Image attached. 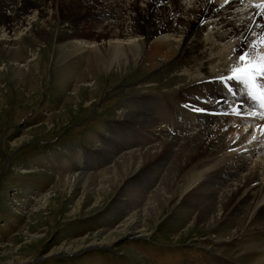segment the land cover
Returning <instances> with one entry per match:
<instances>
[{"label": "bare ground", "instance_id": "bare-ground-1", "mask_svg": "<svg viewBox=\"0 0 264 264\" xmlns=\"http://www.w3.org/2000/svg\"><path fill=\"white\" fill-rule=\"evenodd\" d=\"M21 1L23 11L31 8L25 32L18 33L13 26L20 13L7 15L1 9L0 15L8 23L0 28V56L5 60L0 74L7 71L23 80L32 78L34 74L29 69L41 62V54L32 47L48 41L50 22L58 16L51 19L48 14L53 4H58L57 0H0V4L3 8ZM180 1H65L69 13L77 15L80 21L71 26L68 21V30L59 32L54 56L73 63L72 72L63 74V79H71L76 97L83 89L79 83L84 86L101 70L120 71L125 63L132 62L144 42L147 45L139 65L151 69L167 67L181 55H201L203 51H199L204 46L210 51H206L208 61L199 71L203 77L182 84L173 94V103L165 105L142 95L138 100L132 98L136 109L127 114L121 112L120 117L129 120L123 126L115 124L120 127L113 138L115 145L125 151L117 152L108 167L94 174L61 172L54 187L62 192L80 188L98 203L124 180L131 185L144 181L142 188L133 186L130 190L127 185L124 191L120 188L117 192V198L125 200V208L130 211L124 212L129 214L123 221L125 234L145 237L144 222L154 223L176 195L190 217L186 226L199 229L197 245L208 239L212 244L203 247L222 253L239 235L264 231V118L260 115L264 110L249 97L242 83L218 79L229 74L220 73L219 69L229 71L239 63L240 54L259 57L258 46H264L260 43L264 39V7L260 6L261 0H187V6ZM90 14L92 17L88 18ZM62 18L67 22L66 15ZM204 30L208 33L202 36ZM26 46L32 52L21 58ZM215 61L222 64L218 63L217 73H211L216 68L208 71L206 65ZM259 79L264 84V78ZM196 108L204 111H194ZM253 112L256 115H251ZM124 131L129 137H122ZM18 141L10 144L16 145ZM68 163L64 161L63 165ZM186 175L189 178L184 184ZM133 198L143 201L146 207L139 208L141 202L128 201ZM231 222L233 225L224 234L212 232ZM106 231L98 232L105 234V241L117 236L114 231ZM207 231H211L207 238L200 237L202 233L206 236ZM238 251L258 255L256 264H264V239L242 243Z\"/></svg>", "mask_w": 264, "mask_h": 264}, {"label": "rangeland", "instance_id": "rangeland-1", "mask_svg": "<svg viewBox=\"0 0 264 264\" xmlns=\"http://www.w3.org/2000/svg\"><path fill=\"white\" fill-rule=\"evenodd\" d=\"M65 1L70 0L51 3L53 9L48 16L59 17L50 22L48 41L32 47L42 56L37 66L32 62L36 66L29 69L33 77L20 80L7 71L0 74V264H256L258 255L238 249L242 243L264 239V231L239 235L222 253H214L203 247L212 244L208 239L198 245L195 242L199 229L186 226L190 217L176 195L154 223L144 222L145 237L125 234L123 221L129 214L124 212L129 209L125 208V200L117 198V192L127 185L130 190L133 186L142 188L144 181L131 185L124 180L116 189L109 185L111 192L98 203L77 187L66 192L55 189L58 174H94L108 167L117 152L125 151L115 145L113 138L120 127L115 124L123 126L129 120L120 117L121 112L136 109L132 98L138 100L142 95L165 105L173 103V94L182 84L203 77L199 71L208 61L209 48L204 46L207 49L203 47L201 55H181L169 67L151 69L139 65L147 45L144 42L132 62L125 63L120 71L101 70L84 86L79 83L83 89L76 97L71 79H63V74L72 72L73 63L54 56L59 32L68 30V21L70 26L80 21L69 13ZM180 3L188 5L185 0ZM3 8L1 3L0 13ZM19 12L13 24L18 33L27 30L25 20L29 18L23 6ZM64 15L67 22L62 21ZM5 19L0 15V28L8 23ZM206 31H201L202 36ZM23 52L27 56L21 53V58L28 57L32 49L26 46ZM218 63L222 64L215 61L206 65L207 70L216 68L211 73H217ZM4 64L1 54L0 67ZM219 72L229 71L221 68ZM122 135L129 137L126 131ZM13 140L19 141L11 145ZM64 161L69 163L63 165ZM184 177L186 184L189 176ZM133 200L143 203L134 198L128 201ZM141 205L139 208L146 207ZM231 224L212 232L224 234ZM102 230L109 234L114 231L117 236L105 241V234H98ZM210 232L200 237L207 238Z\"/></svg>", "mask_w": 264, "mask_h": 264}, {"label": "snow or ice", "instance_id": "snow-or-ice-1", "mask_svg": "<svg viewBox=\"0 0 264 264\" xmlns=\"http://www.w3.org/2000/svg\"><path fill=\"white\" fill-rule=\"evenodd\" d=\"M260 6L264 7V0H261ZM260 43L264 44V39H261ZM238 61L239 63L229 69L227 77L221 75L218 79L224 83L228 80H237L242 83L249 97L257 102L260 109L264 110V84H261L259 79L264 77V54H259V57L254 59L250 54L242 53L238 56ZM194 111L200 112L204 109L196 108ZM235 111L239 114L238 108ZM251 115H256V113L253 112ZM260 115L264 118V111ZM261 130L264 131V125L261 126Z\"/></svg>", "mask_w": 264, "mask_h": 264}, {"label": "water", "instance_id": "water-1", "mask_svg": "<svg viewBox=\"0 0 264 264\" xmlns=\"http://www.w3.org/2000/svg\"><path fill=\"white\" fill-rule=\"evenodd\" d=\"M42 258H39V260H41ZM32 262H34V261H32Z\"/></svg>", "mask_w": 264, "mask_h": 264}]
</instances>
